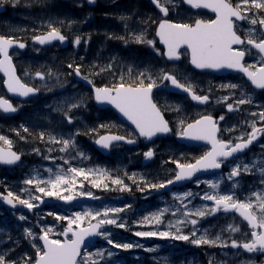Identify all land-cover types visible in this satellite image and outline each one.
I'll return each mask as SVG.
<instances>
[{
  "label": "rangeland",
  "instance_id": "1",
  "mask_svg": "<svg viewBox=\"0 0 264 264\" xmlns=\"http://www.w3.org/2000/svg\"><path fill=\"white\" fill-rule=\"evenodd\" d=\"M0 4L9 8L8 15L0 19L3 22H0V27L4 26V32L0 30L3 35H9L7 33L14 35L22 32L27 36H35L38 33L49 31L48 25L51 23L70 40L69 48L63 51L56 47L57 50L49 53L30 46L27 53L17 54L14 57L22 81L39 88L40 94L23 105L20 116L9 119L0 114V135L10 139L12 148H15L23 156V161L16 168L10 170L0 168V191L3 194L11 191L22 199H28L30 196L49 198L35 191V183L27 185L24 181L27 179L47 181L54 178L61 170L67 173L69 167L82 168L86 172L97 169L105 170L108 174L99 175L93 172L88 176V179H84L83 176L75 177V184L61 186L58 189L64 196H89L87 193H91L92 196L90 197H103L91 203H75L69 206H46L44 203L42 208L33 210L29 214L25 211H11L0 204V252L6 254L7 259L19 262L28 250L33 252L34 260L36 248L33 247V244L41 247L38 237L43 234L41 230L44 228H52L54 231L50 234L51 237L61 239L59 234L67 227V220L58 221L54 215H48L49 212L72 217L77 212L83 213L87 210L102 212L104 208L108 207L125 208L123 212L116 215L119 217L118 222L123 221L126 228L105 225L102 230L111 232V238L118 243L139 244L143 247H133L127 250L116 249L108 245L103 237L98 236V241L84 251L95 253L98 250H105L103 259L94 257V259L99 260V264H125L124 262L143 264L146 260H151L153 264H209L210 261L212 264H222V262L223 264H264V255L259 257L246 255L240 249L209 245L196 246L188 241L134 235L137 231L175 232L176 228L169 227V224L176 225L177 220H183L184 211L207 206L198 201L204 195L201 188L202 183L209 187L206 193L211 194V192L220 191V194H234L235 198L237 193H243L245 200L249 198L255 200L252 194L264 192V186L248 184L242 187V191H237L234 189L235 185L239 183L237 179H229V174H219L213 178L195 182L191 189L177 190L170 193L168 197L154 198L152 189L146 188V184L164 182L166 177L176 172L174 170L176 164L172 161L193 162L198 159L197 156L202 155L203 151L185 149L174 142H168L163 146V152L159 150L160 157L157 166L142 168L140 167L141 154L137 150L123 151L115 148L110 158L103 162H99L97 156L90 150L93 140L105 130L110 132L121 130L130 134L133 132L130 129L127 130L126 126L114 119L112 114L99 112L92 106L90 91L75 83L73 79L74 70L68 65L74 64L75 58L89 59L88 65L90 66V63L94 65L96 69L94 72L100 73L103 76L102 80L111 81L114 84L120 82L121 76L126 82L131 83L140 72L151 73L154 76L158 71H163L158 69L155 72L156 68L153 62L158 60V55L156 52L152 53L151 46L137 44L131 40L133 35L141 32L147 40H151L155 24L152 21L157 23L160 19L155 12L151 11L145 1L96 0L94 4H90L88 0H76L67 3L60 0H19L18 3H14L13 0H0ZM95 9L99 10V17L93 15ZM259 13L261 16L264 15V11ZM121 17L128 19L122 20ZM246 22L249 23L247 20ZM77 35L82 36L85 40L90 35L91 39L87 43L82 40L81 44L76 46L74 39ZM110 35L126 37L129 42L125 43L116 38L109 39L108 36ZM93 45L94 51H91ZM161 58L160 53L159 59L161 60ZM109 64H111L110 69L101 71V69H107ZM49 71L53 73V76H46L45 80H40L35 75L36 72L48 73ZM242 92L245 93V90ZM0 97L6 98L1 79ZM159 97L163 106L169 108L167 96L162 95L157 98ZM78 102H82L81 106L69 111L70 106ZM65 112L72 117L71 124L68 123L64 115ZM200 112L195 111L194 113ZM180 121L178 119L175 122L177 133L181 130ZM3 123H8L10 126H5ZM22 125L34 133L29 138L30 148L16 145L17 141L12 137L13 134H26L21 127ZM101 125L106 127L101 128ZM90 129H96V131L90 132ZM77 132L80 134L74 136L76 148H69L65 152L60 151L61 144L49 141L50 136L57 139H68ZM41 133H44V140L40 139ZM0 145L7 148V145H3L2 142ZM34 149H39V154ZM78 152L84 153V156H79ZM257 158L258 155H253L248 161L252 171L247 173V176L251 177L253 183H261L264 180L259 171L261 163L255 164ZM49 169L51 172L48 171ZM67 175L72 178L70 173ZM109 176L120 178L124 185H127L131 190L120 191L121 186L112 184ZM247 178L246 181H248ZM96 180L102 181L101 187L93 186V182ZM210 182H218L219 188L212 189L209 186ZM104 184H107L108 187L105 188ZM69 187L71 191L65 190ZM140 188L145 190L140 191ZM187 192H192L193 196L184 200V204L187 205V209H185L181 202L174 197L183 196ZM31 202L38 204V201ZM129 205L130 207H126ZM164 209H168V211L164 212L161 217L162 222L157 224L153 215L162 212ZM173 212H176V215H173ZM21 215L25 216L26 219H19ZM206 216L197 218L198 223L195 225L197 238L207 231L210 239H215L217 235H220L221 239L228 243L231 242V239H244L243 233L247 228L237 218H206ZM145 217H148L147 221L144 220ZM88 225L89 221L86 219L81 226L86 227ZM229 225H238L241 231L239 233L229 232ZM176 226L180 227L182 233L186 235L194 230L190 223ZM73 227L75 228V225ZM25 229H31L37 238L27 237ZM147 249L155 250L148 251ZM107 250L113 253L111 257L107 255ZM16 254L20 256L14 257Z\"/></svg>",
  "mask_w": 264,
  "mask_h": 264
},
{
  "label": "snow or ice",
  "instance_id": "2",
  "mask_svg": "<svg viewBox=\"0 0 264 264\" xmlns=\"http://www.w3.org/2000/svg\"><path fill=\"white\" fill-rule=\"evenodd\" d=\"M14 3H18L19 0H13ZM96 0H88V3L94 4ZM156 8L167 17L169 14V5L174 6L173 0H151ZM184 3L191 6L193 9H209L215 14V19L204 20L196 19L193 23H174L168 19H161L158 22V28L156 35L159 37L160 42L165 46L166 55L169 60H179L181 58L180 49L186 47L190 54V63L197 69H233L243 73L251 84L257 88L264 90V36L257 37L254 35L255 29H249L248 35L242 38L237 34L236 21L247 20L251 25L259 24L262 31H264V16L257 15L258 12L264 11V0H237L233 4L232 0H183ZM255 10V11H254ZM252 13V15H249ZM235 18V19H234ZM122 20H127V17H121ZM150 19V18H149ZM156 23V21H152ZM62 23V22H61ZM147 23V21H144ZM49 31L43 35H36L33 40L40 45L49 44L52 41L64 42L67 37L62 34L61 30L49 23ZM109 39H120L125 43L129 40L126 37H114L108 36ZM91 39L89 35L85 40L82 36L77 35L74 39V44L79 46L84 40L87 43ZM131 40L137 44H147L151 46L157 54L158 49H155L154 41L147 40L141 32L140 34L133 35ZM234 45L250 46V47H234ZM14 46L18 48H25V43L21 42L18 38L13 36L0 35V72L4 73L7 79L5 85L8 92L16 94L20 97H29L40 91L39 88L31 87L26 83H23L21 79L16 75L15 66L12 62V56L9 50ZM252 49H255L259 61L245 64L244 58L246 55L251 54ZM69 68L73 69L75 75L82 76L81 66L69 64ZM111 68V64L107 69H101L105 71ZM131 72V69H129ZM36 77L40 80H45L47 77H52L53 73L36 72ZM87 80L89 84L93 86L94 98L99 103H107L114 106L124 117L127 118L138 130L139 135L151 140L158 134H166L171 131L168 122L164 119L160 107L153 100V89L159 87L158 80L163 83L164 81L170 82L172 86L177 89L186 92L193 101L205 104L209 102V95L197 94L193 86L189 83L181 82L178 77L171 72L162 71V74L153 78L151 73L140 72L136 78L131 82H126L124 77H120V82L112 85L111 87L103 86L96 87L91 79L87 76H82ZM221 87L226 89H238V84H227ZM230 97H224L223 102H227ZM220 102V101H218ZM82 102L72 104L69 108H78ZM251 98L241 93V98L234 100L232 103H227V111H239V106L244 104H251ZM19 109L14 106L9 100L0 98V111L3 113H14ZM59 110V107H57ZM179 111V108L176 109ZM68 123H72V117L65 112L64 113ZM253 116H259L261 121H264V111L259 113H251ZM219 120H224V116H220ZM181 130L177 133L178 136L194 141H206L211 145V150L205 152L195 163H180L179 161H172L176 164L178 171L175 174L174 179H169L160 183H148L145 185L149 189H161L175 182L182 180H190L197 172L207 171L210 169H219L222 164L229 158L234 157L237 153L243 152L248 149L254 141L258 139V136L264 134V127H257L256 122L253 121L249 126L251 132L242 133L236 138L235 143L232 140H223L218 137L220 128L218 127V121L211 115H202L198 119L190 123L180 121ZM24 132H28V128L21 126ZM101 128L106 127L101 125ZM90 132H95L96 129H90ZM226 131H235L234 128L226 129ZM19 134V133H17ZM80 133H75L68 139H57L54 136L49 137V141L61 144L60 151H68L69 148H76V141L74 136ZM44 133L40 134V139L44 140ZM23 139V137H22ZM114 141H126L127 143H135L134 139L126 138L121 135L105 134L100 135L95 143L100 145L104 149H108ZM0 142L3 145H7V148L0 147V164L14 165L21 160V155L12 151V141L5 136L0 135ZM264 147V145H261ZM39 154V149H34ZM79 156L83 157L84 153L78 152ZM146 159H151L154 156L152 149H149L144 153ZM48 159V157H45ZM68 163V161H65ZM261 167L259 171L261 176L264 177V161L260 162ZM254 166V165H253ZM51 172V169L48 170ZM241 171L245 173H251L252 167L248 164H237L232 168L229 173V179L237 177L241 174ZM93 172L99 175H108L105 170H88L87 172L82 168L69 167L67 173L61 170L54 178H50L47 181L39 179H27L24 181L27 185L36 184L35 191L42 193L47 197H56L64 201H72L75 197L73 195H61L58 190L61 186H70L75 184V177L83 176L84 179H88V176ZM71 174L72 178H69L67 174ZM111 183L114 185H120V191H130L127 185H124L123 180L120 178H111ZM264 183V180L261 181ZM102 181L96 180L93 182L94 187H101ZM45 185V186H41ZM105 188L107 184L103 185ZM209 186L212 189H218V182H210ZM65 190L71 191V188ZM140 191H144V188H140ZM83 194V193H81ZM87 195L92 196L91 193ZM255 200L251 198L247 200H239L235 198L234 194H215L205 193L201 199L206 201H213V206L198 207L189 209L183 212V220H177L176 225L190 223L194 230L190 234H183L180 227L169 224V227H175L176 231H137L134 233L137 237H160L171 238L174 240L188 241L196 246L209 245L213 247H222L233 249H243L248 253L259 252L264 254V192H254L252 194ZM193 196L192 192H187L183 196H175L174 198L179 200L182 206L187 209V205L184 204V200ZM94 199L96 197H93ZM3 199L13 207H15L14 201H18L19 204L24 205L29 210L38 207L31 201H39L43 203L41 196H30L28 199H22L9 191L7 196ZM190 202V201H189ZM126 207H130L126 206ZM125 210V208H104L101 211L87 210L83 213L77 212L72 217L60 216L55 213L49 212L48 215H54L58 221L67 220V227L59 234L64 237L61 239H54L50 234L53 233L52 228L42 229V235L38 237L43 241V246L36 248L35 259L25 256L18 262L16 260L7 259L6 254L0 252V264H99V260L94 257L104 258L105 250H98L95 253L86 252L82 249L86 247L85 241L88 237L100 236L116 249H131L133 247H143V245H133L132 243H118L112 239V233L107 230H102L105 225H113L118 228H126V224L123 221L118 222L119 217L116 215ZM168 209H164L162 212L154 214L153 219L157 224L162 222L161 217ZM218 211H234L247 222L251 229L249 233H243L246 237L243 240L231 239L228 243L221 239L220 235H217L215 239H210L207 235V231L197 238V232L195 225L198 223L197 218H203L206 215H214ZM111 214V215H110ZM176 215V212L172 213ZM21 220H25L26 217L21 215ZM89 221V227H82V223L85 220ZM95 220L96 223L92 224L91 221ZM145 221L148 217L144 218ZM75 225V228L73 227ZM228 231L232 233H239L241 231L238 225H229ZM27 237L36 239L37 237L31 231V229H25ZM71 234V237H69ZM148 251H154L155 249H147ZM107 255L111 257L113 253L107 250ZM212 264V261L209 262ZM223 264V262H222Z\"/></svg>",
  "mask_w": 264,
  "mask_h": 264
},
{
  "label": "flooded vegetation",
  "instance_id": "3",
  "mask_svg": "<svg viewBox=\"0 0 264 264\" xmlns=\"http://www.w3.org/2000/svg\"><path fill=\"white\" fill-rule=\"evenodd\" d=\"M234 4V0L232 1ZM169 20L174 23H193L196 19H204V20H211L214 19V15L209 14L208 12L204 10H196L193 11L190 8L186 7H179L177 8L176 5L169 6ZM255 11V10H254ZM183 12V13H181ZM261 13H257L258 17L261 16ZM249 15H252V13H249ZM264 16V15H263ZM236 24V30L237 34L240 35L242 38L247 37L248 30L254 28L255 33L254 35L257 37L264 36V31H262L261 26L259 24L257 25H251L250 23H247L246 20H244L242 23L235 22ZM25 41V40H20ZM27 42V41H26ZM30 44V43H29ZM27 42V45H29ZM56 47L58 45H54L50 50L54 51L57 50ZM240 47H250L247 45L240 46ZM30 48V47H29ZM50 51V52H51ZM16 51H13L11 54H15ZM181 58L180 61L174 62L172 64L166 65V72L174 73L178 79L181 80L183 83H189L193 86L194 91L199 95H209L210 100L209 102L205 104H201L199 102H193L190 99L189 95H180L171 91H167L164 88L159 91L156 94H166L168 96L169 102V108H166L163 106L162 100L160 98H157L156 103L160 107L161 112L163 113V116L165 120L168 122L169 127L171 129L172 136H177V130L175 127L176 120H181L186 123H190L194 121L195 119H198L202 115H211L214 119L218 121V127L220 128V132L218 133V137L223 140H232L233 143L237 142L236 138L239 137L242 133H249L251 132V127L249 126L253 121L256 122L257 127H264V121H261L259 116H253L251 113H259L261 111H264V90L255 88L251 82L247 79V77L243 73H227L223 75H214L212 73H205V72H199L194 70L189 63V52L186 48L181 49ZM260 57L258 56L255 49H252L251 54H248L244 58L245 64H251L254 62L259 61ZM160 73V72H159ZM162 74V73H161ZM159 74V76L161 75ZM158 84L161 82L158 80ZM168 81H166L163 84V87H166L168 85ZM227 84H238L240 85V88L232 90V89H226L221 87L222 85ZM245 90V94H247L251 100V104H244L239 106V111H227L226 104L232 103L234 100L241 98L242 91ZM224 97H230V99L227 102H223ZM220 101V102H218ZM177 107L179 108V111H177ZM169 109V111H167ZM195 111H201L198 114H195ZM220 116H224V120H219ZM234 128L235 131H226V129H232ZM130 138V136H127ZM132 138V137H131ZM259 141L255 144H253L243 155L235 157L230 159L229 161H225L224 164H222V169L220 170L221 174H229L233 167H235L237 164L244 165L248 164L249 158L253 155H258L257 161L258 164L261 161H264V147H261V145H264V134H261L258 136ZM168 142H171V138H159L155 139L154 142L151 144V147L154 152V160L151 163V165H154L156 161H158L160 155L159 150H162L163 152V146L167 144ZM148 145H145L144 143H139L135 149L141 150L146 149ZM189 150L191 149H198L200 147H187ZM155 149V150H154ZM149 150V149H148ZM201 151H203L202 154L210 150L209 146H203L200 148ZM143 155V153H142ZM192 163V161L187 162ZM169 165V163H167ZM159 170V169H158ZM167 175H169L167 173ZM248 174L241 171V174L237 177H234L239 181L235 185V188L237 191H242V187L250 185H258V186H264V183H253L251 182V177L247 176ZM248 177V181H246V177ZM212 176H205L199 179V181L206 180L208 178H211ZM173 179V174H170L168 177L165 178V181L169 179ZM201 188L204 191L203 194L207 192L209 189L206 184L202 183ZM216 192H212L211 194H215ZM220 194V191L218 192ZM236 198L239 200H245L244 194L237 193ZM200 202L207 205L209 208L213 206V204H208L205 202V200L199 198ZM209 218H238L234 213L233 214H222V211H218L214 215L208 216ZM250 230H245V233L250 234ZM246 237L244 236V239ZM251 255H255L259 257L261 253L255 252L251 253Z\"/></svg>",
  "mask_w": 264,
  "mask_h": 264
},
{
  "label": "water",
  "instance_id": "4",
  "mask_svg": "<svg viewBox=\"0 0 264 264\" xmlns=\"http://www.w3.org/2000/svg\"><path fill=\"white\" fill-rule=\"evenodd\" d=\"M3 7H0V13L3 11V9H2ZM209 10V9H208ZM209 11H211V10H209ZM159 38V37H158ZM66 41L67 40H65L64 42H60V41H52L51 43H49V44H45V45H40V44H38L37 42H35V43H37V45H39V46H42V47H45V46H51L53 43H55V42H59V43H61L62 44V46L63 47H65L66 46ZM161 45L162 46H164L162 43H161ZM234 46H239V45H234ZM165 47V46H164ZM21 49V48H20ZM22 50V49H21ZM165 56V58H166V60H168V58H167V56L166 55H164ZM16 71V70H15ZM4 77H5V75H4V73H2V72H0ZM7 79V77H5V80ZM76 79H80L78 76H76ZM84 83L86 84V85H89L90 86V84L87 82V81H84ZM4 87H5V89H6V91H7V93L11 96V97H16V98H20V99H23V98H25V97H20V96H18V95H16V94H13V93H10V92H8V90H7V87H6V85H5V82H4ZM92 91H93V94H94V90L92 89ZM94 101H95V104H96V106L98 107V108H101V109H103V108H111L116 114H117V116L119 117V119H121L122 121H125L127 124H129L130 126H132L133 128H135V126L129 121V120H127V118L126 117H124L123 116V114H121L117 109H115L114 108V106H112V105H110V104H107V103H99V102H97L96 100H95V98H94ZM14 113H17V112H14ZM5 114H7V115H12L13 113H5ZM135 130L136 131H138L136 128H135ZM159 135V134H158ZM158 135H156V136H158ZM156 136H154L152 139H154ZM142 137V136H141ZM151 139V140H152ZM148 141H150L149 139H148ZM182 143H185V144H199L200 143V141H194V140H190V139H186V138H181V140H180ZM115 142H117V141H114V142H112V144L113 143H115ZM95 147L101 152V153H103L104 155H107L108 154V149H104V148H102L100 145H98V144H96L95 143ZM150 161V159H146L144 162H143V165H145V164H147L148 162ZM0 165H2V166H12V165H7V164H0ZM214 169H210V170H207V173H209V172H211V171H213ZM202 173V171H200V172H197L192 178H194V177H197V176H199L200 174ZM191 178V179H192ZM190 179V180H191ZM190 180H182V181H178V182H175V183H173V184H176V185H182V184H184V183H187V182H189ZM172 185V184H171ZM170 185V186H171ZM170 186H168L166 189H170ZM5 196H7V195H5ZM5 196H3V195H0V201H1V203L4 205V206H6V207H8V208H10V209H12V210H17V209H19V210H26V211H28V212H31V210H29L27 207H25L24 205H21V204H19V203H17V202H15L14 201V204H15V207H13L12 205H10V204H8L4 199H3V197H5ZM79 201H93V199L92 198H90V197H81V198H74L72 201H64V200H57V201H53V200H45L44 201V203L45 202H52V203H55V202H57V203H61V204H68V203H73V202H79ZM41 204H43V203H41ZM242 220H243V218H241ZM244 221V220H243ZM244 222H246V221H244ZM247 223V222H246ZM92 224H94V223H92ZM90 226V225H89ZM88 226V227H89ZM71 235V234H70ZM96 240V236H93V237H88L87 239H86V241H85V245H88V244H90V243H92V242H94ZM40 242H41V244H42V246H43V241H41L40 240Z\"/></svg>",
  "mask_w": 264,
  "mask_h": 264
},
{
  "label": "trees",
  "instance_id": "5",
  "mask_svg": "<svg viewBox=\"0 0 264 264\" xmlns=\"http://www.w3.org/2000/svg\"><path fill=\"white\" fill-rule=\"evenodd\" d=\"M100 15V14H99ZM75 57H77V56H75ZM86 58H83V59H81V58H79V59H76L75 58V60H74V64L75 65H80L81 66V73L82 74H85V75H87V74H89L88 76H89V78L94 82V84L95 85H101V84H106V85H108V86H112V85H114V82H111V81H104V80H102V75L100 74V73H95L94 72V70H96L95 69V67H94V65L93 64H91L90 63V66L88 65V61H89V59H87V60H85ZM89 67V68H88ZM71 78V77H70ZM5 126H10V124H8V123H3ZM31 134H33L34 135V133L33 132H26V134H23V135H16V134H13L12 135V137L17 141L16 142V145H18V146H20V145H22V146H25V147H28V148H30V137H31ZM22 137H23V139H22ZM33 144V143H32ZM5 190V189H4ZM3 190V191H4ZM25 253H27V256H30V257H32V258H34V256H33V252L32 251H26ZM19 254H16L14 257H17ZM23 255V254H22ZM20 256V255H19ZM24 256H25V254H24Z\"/></svg>",
  "mask_w": 264,
  "mask_h": 264
},
{
  "label": "bare ground",
  "instance_id": "6",
  "mask_svg": "<svg viewBox=\"0 0 264 264\" xmlns=\"http://www.w3.org/2000/svg\"><path fill=\"white\" fill-rule=\"evenodd\" d=\"M24 148H28V147H25V146H23Z\"/></svg>",
  "mask_w": 264,
  "mask_h": 264
}]
</instances>
